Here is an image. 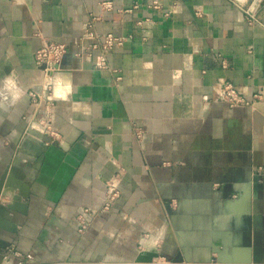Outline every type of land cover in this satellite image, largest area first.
<instances>
[{
  "label": "crops",
  "instance_id": "obj_1",
  "mask_svg": "<svg viewBox=\"0 0 264 264\" xmlns=\"http://www.w3.org/2000/svg\"><path fill=\"white\" fill-rule=\"evenodd\" d=\"M145 2L0 0V264H264V0H160L167 18ZM91 16L125 38L101 71L97 52L73 55ZM44 41L68 45L52 77L58 141L42 130ZM223 82L261 98L228 107Z\"/></svg>",
  "mask_w": 264,
  "mask_h": 264
},
{
  "label": "built area",
  "instance_id": "obj_2",
  "mask_svg": "<svg viewBox=\"0 0 264 264\" xmlns=\"http://www.w3.org/2000/svg\"><path fill=\"white\" fill-rule=\"evenodd\" d=\"M101 8L104 11H110L112 9L111 3H102ZM145 7L151 11L159 12L164 17H168L169 13H166L162 9L160 0H146ZM255 9H246L243 10V18L247 25L254 26L258 25L257 20V9L259 8V3L255 5ZM133 9L137 8V5L132 7ZM97 21L96 17H90L85 25L83 26V33L79 39L74 43L75 49L73 55L76 59L81 60L82 56L85 55L86 59L91 58L93 52H97V58L93 61V67L96 70H105L107 69L105 55L106 53L112 51L113 49L121 47L125 38H116L112 35H99L95 29L94 24ZM141 23H138L137 26H140ZM68 45L65 43H54L51 41H44L41 46L35 51L33 55V60L35 66L40 69L42 74V89L46 92L44 97L46 119L42 123V130L44 134L50 139V141H58V134L52 129V120L51 113L53 109V100H52V77L55 74L61 72V60L63 56L67 53ZM215 92L217 94L218 100L225 103L228 107H247L252 109L255 101L260 100L259 95H254L252 100H246L243 98L232 86L230 83L223 82L215 87ZM32 100V103L37 105L43 99L40 97L29 94ZM140 133L136 132V137L140 138ZM263 169H258L257 172H262ZM121 178V171H118L117 174L107 183V192L105 196V201L103 205V211L109 210L110 206L119 198L120 192L118 189L119 180ZM92 213L89 209L84 208L80 209L75 218V231L78 234H83L91 221ZM15 258H21V255L18 253H13ZM27 260L30 259V256L26 257ZM163 264H190L186 262L172 263L166 260L162 261ZM18 264H24L23 261H20Z\"/></svg>",
  "mask_w": 264,
  "mask_h": 264
},
{
  "label": "water",
  "instance_id": "obj_3",
  "mask_svg": "<svg viewBox=\"0 0 264 264\" xmlns=\"http://www.w3.org/2000/svg\"><path fill=\"white\" fill-rule=\"evenodd\" d=\"M60 68H61V66H60ZM62 70V69H61ZM262 173L261 172H257V170L255 171V172H253V178L254 179H256V178H258L260 175H261ZM148 262H151V260H149Z\"/></svg>",
  "mask_w": 264,
  "mask_h": 264
}]
</instances>
